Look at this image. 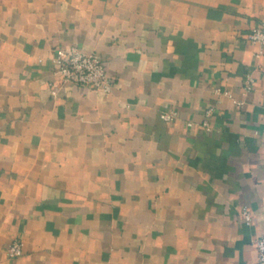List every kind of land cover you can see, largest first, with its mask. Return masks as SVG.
<instances>
[{
  "label": "crops",
  "instance_id": "0c3cea01",
  "mask_svg": "<svg viewBox=\"0 0 264 264\" xmlns=\"http://www.w3.org/2000/svg\"><path fill=\"white\" fill-rule=\"evenodd\" d=\"M262 25L264 0H0V264H260ZM71 46L110 93L61 80Z\"/></svg>",
  "mask_w": 264,
  "mask_h": 264
},
{
  "label": "built area",
  "instance_id": "2783aa9c",
  "mask_svg": "<svg viewBox=\"0 0 264 264\" xmlns=\"http://www.w3.org/2000/svg\"><path fill=\"white\" fill-rule=\"evenodd\" d=\"M247 40L254 45L262 46L264 43V25L253 28L247 34ZM261 54L259 50L256 53L258 57ZM53 62L57 66V72L61 80L71 85L87 88L93 92L108 94L111 91V80L105 72V67L100 58L94 53L82 52L79 48L71 46L68 48H56L54 50ZM52 95L55 92H51ZM228 95L227 92H223ZM211 110L205 111L202 126L208 127V118ZM159 117L164 122H171L176 119L177 114L173 110L162 111ZM192 126L191 123L187 124ZM242 215L246 221L249 220V214L246 209H242ZM255 249L260 264H264V236L255 241ZM21 243L13 241L7 248V255L10 258L21 254Z\"/></svg>",
  "mask_w": 264,
  "mask_h": 264
}]
</instances>
